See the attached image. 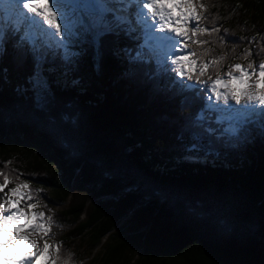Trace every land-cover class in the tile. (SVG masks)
<instances>
[{"label":"trees","instance_id":"1","mask_svg":"<svg viewBox=\"0 0 264 264\" xmlns=\"http://www.w3.org/2000/svg\"><path fill=\"white\" fill-rule=\"evenodd\" d=\"M199 3L192 76L264 62V0ZM109 28L67 51L0 33V184L27 183L39 212L64 205L47 218L64 226L57 264H264V112L228 134L199 81Z\"/></svg>","mask_w":264,"mask_h":264},{"label":"snow or ice","instance_id":"2","mask_svg":"<svg viewBox=\"0 0 264 264\" xmlns=\"http://www.w3.org/2000/svg\"><path fill=\"white\" fill-rule=\"evenodd\" d=\"M117 4L123 6L120 12L116 10ZM130 9L132 10L130 15L134 16L135 22L142 26L147 40L154 41L155 46L164 50L166 55L171 54L174 57L171 63L175 65L173 71L178 76H187L189 80H197L200 84L207 83L206 81H200L199 76L194 77L190 74L194 69L189 65H196L194 52L185 56L176 55L175 53L177 45L182 42L179 38L187 37V33L182 30L183 25L189 24L191 20L198 21L200 19L196 14L193 0H5L3 5L0 6V15L8 20H14L17 26L21 23H28L32 27H38L42 34L54 40L57 46L64 47L67 51L68 44L74 39H79L81 31L91 33L93 40L98 43L99 38L110 30L109 23L115 22L117 25L131 23L129 16L120 14ZM173 9H180V14L175 15ZM85 13H87V16ZM2 31L3 29L0 28V33ZM196 31H201L198 25ZM203 31H207V29ZM213 31H218V29H213ZM62 35L66 36L67 39H61ZM26 36L35 42L34 33L29 31ZM194 42L206 43V41L199 40ZM184 47H187V43L184 44ZM248 54H251V52ZM219 59H223V57ZM215 62L211 61L210 63ZM208 66V63L203 64V67L199 69L200 75H203ZM197 67L199 66L197 65ZM232 68L239 72V75L232 72ZM226 75L227 79L218 76L211 81L212 91L215 93L217 100L222 99L229 109L231 105L228 102L232 100L236 105L243 104L245 110L253 106H260V110L264 112V87H260L261 84H264V62L258 65L251 63L247 66L232 65ZM254 75L256 79L250 80ZM209 79L211 80V78ZM233 80L241 87L233 89L231 87V81ZM252 84L256 87H251ZM191 86L194 87L195 85ZM218 86L225 89V91H218ZM217 107L220 106L217 105ZM225 119L229 121L226 132L232 136L240 133L247 123L245 113L241 109H236L235 113H229ZM8 183L9 177L4 175L0 190ZM28 187L27 183L17 184L10 191L13 194L19 193L25 200L30 201L32 196L20 191L22 188L27 189ZM5 203H8V201H5ZM16 203L19 204V201H16ZM27 207L31 209L36 205L28 203ZM8 211L4 204H0V236H3L7 226L15 221V226L12 228L14 234L6 239H0V248H6L14 240L21 238V234L17 233L16 230L21 227H28L18 223L22 217L31 215L42 220L45 215L43 212L36 211L27 213L20 207L5 215ZM48 219L51 220V217ZM35 231H42L47 235L50 229L46 228L43 222H40L32 225L29 231L24 232L22 236L26 238ZM31 244H34V241H29V245ZM29 245H25V247ZM49 248L50 245L45 241L43 248L37 247L34 251L17 252L10 256L0 254V258H2L3 264H36L39 258L44 256L46 264H57L58 257L52 258L47 255ZM58 251L59 248H57Z\"/></svg>","mask_w":264,"mask_h":264},{"label":"rangeland","instance_id":"3","mask_svg":"<svg viewBox=\"0 0 264 264\" xmlns=\"http://www.w3.org/2000/svg\"><path fill=\"white\" fill-rule=\"evenodd\" d=\"M200 0H193V3L195 5V10H196V14L198 15L200 12V8H201V4L199 3ZM122 5L117 4V12H120V9L122 8ZM174 14L175 15H179L180 14V9H173ZM132 12V10H128V11H124L120 14H123L125 16H129L130 20L132 21L131 23H127V27L128 29L132 30L133 33L131 34V37L134 41H136L137 43H140L145 49L146 52H141L143 57H148L150 59L155 60L156 62H159L161 64H166L168 65L172 70L175 68V65H173L171 63V60L174 58L171 54L166 55L164 50H161L160 48L155 46V42H148L147 39L145 38V31L143 30L142 26L137 24L135 22V17L130 15V13ZM85 15L87 16V13H85ZM9 24H13L16 25L14 20H8L6 18H1L0 16V28L4 29L6 26H8ZM28 23H21L19 26L21 28V32L24 34L28 33L25 32V30L27 29ZM24 27V29H23ZM197 27V23L196 20H191L189 24L183 25L182 30L185 31L187 33V37H183V38H179L181 39V43L177 45L176 49H175V53L176 55H180V56H185L188 55L190 53V43L192 42V39L195 38L194 35L190 37V33L192 34V32L194 31V29ZM141 31V32H140ZM83 33H85L84 31H82ZM88 33V32H87ZM36 36V38H40V36L42 37L43 41H50L54 47L57 46L56 42L54 40H51L50 38L46 37L44 34H42L39 30V28H34V37ZM61 39H67L66 36L62 35ZM32 39L28 38V43L29 44H34L35 42L30 41ZM187 43V47H184V44ZM71 43L68 44L67 48L70 46ZM61 50H65L64 47H61ZM150 53V54H149ZM138 54H140V52H138ZM189 67L193 68V65H189ZM258 71V70H257ZM177 74V73H176ZM236 75H239V72L236 71L235 73ZM178 75V74H177ZM247 78V77H246ZM256 76L254 75L253 77L250 78V80H255ZM32 88L35 91V96L38 97L40 92L45 90L47 88V82L45 81L44 77L41 76L40 73H36V76L32 79ZM205 87V91H206V96H205V100H206V108L209 109L211 112L214 113L215 115V120L217 122H223L227 124V127L229 126V121L227 119H225V117H227L229 115V113H235L236 109H241L242 112L245 113V117L247 120H250V116L253 113H257L258 109L260 108V106H253L248 108L247 110H245L243 108V104L242 105H236L234 101L229 100V105H231V108L229 109L227 105H225L224 101L222 99L217 100L216 99V95L215 93L212 91V84L211 83H206V84H201ZM231 87L233 89H237L238 87H241L240 85L237 84L236 81H231ZM251 87L255 88L256 86L254 84L251 85ZM260 87H264V85H260ZM217 90L220 92H224L225 89L220 88L219 86L217 87ZM217 105H219L220 107H217ZM256 125H259L258 123H256ZM11 188H3L2 190H0V204H4V207L7 208L9 211L5 213V215H8L10 212L15 211V209L17 207L22 208L25 212L27 213H31L33 211L39 212V209L37 207L34 208H28L27 207V203L25 201V199L19 194H13L10 191ZM25 189H21V192H24ZM11 199V200H10ZM12 200L19 201V204L14 205L12 204ZM5 201H8V203H5ZM39 203V200H35L34 201V205H37ZM33 204V203H32ZM64 205L63 204H57V205H50L45 211H43V213L45 214L44 217L41 219H38L35 216H26V217H22L19 220V224L20 225H27L28 227H21L18 228L16 231L17 233L21 234V238L17 239L18 241H23L24 242V246L25 245H29V241H34V244H31L29 246H27V249H32V248H43V245L45 243V241H47V243L50 245L49 248V252H48V256H51V252L53 250V248L55 247L56 243H57V239L60 236V232L64 229V226L62 225H57V224H51L48 222L47 218L48 216L51 214L52 211L54 210H59L60 208H63ZM42 212V211H40ZM43 222V224L45 225L46 228H49L50 231H48L47 235H45L44 232L42 231H35L32 232V234L30 236H27L26 238L22 236V234L24 232L29 231L30 227L32 225H35L37 223ZM15 226V221L13 222ZM10 225V224H9ZM7 227H10V226ZM9 228V233L6 232L3 234V236H0V239H6L8 236L13 235L12 232V228ZM22 230V231H21ZM36 264H46L45 261V257L41 256L39 258V260L36 262Z\"/></svg>","mask_w":264,"mask_h":264},{"label":"bare ground","instance_id":"4","mask_svg":"<svg viewBox=\"0 0 264 264\" xmlns=\"http://www.w3.org/2000/svg\"><path fill=\"white\" fill-rule=\"evenodd\" d=\"M2 17H3V16L1 15V18H2ZM23 29H24V27H23ZM149 54H150V53H149ZM10 227H13V224H10ZM10 230H11V229H10ZM10 230H9V231H10ZM21 231H22V230H21ZM13 234H14V233H13ZM31 250L34 251L35 249L32 248ZM16 251H17V248H16V247L12 248V250H11L12 253H15Z\"/></svg>","mask_w":264,"mask_h":264}]
</instances>
